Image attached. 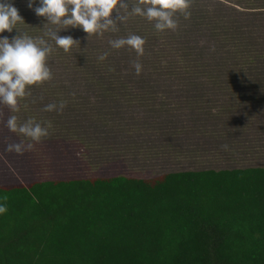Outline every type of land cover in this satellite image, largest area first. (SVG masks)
<instances>
[{
	"label": "rangeland",
	"instance_id": "374dc122",
	"mask_svg": "<svg viewBox=\"0 0 264 264\" xmlns=\"http://www.w3.org/2000/svg\"><path fill=\"white\" fill-rule=\"evenodd\" d=\"M10 2L24 19L21 33L43 37L53 27L28 0ZM190 11L188 20L178 14L174 32L130 16L103 37L60 31L80 41L69 53L49 41L53 79L32 86L18 112L0 104V184L264 166V0H193ZM130 34L146 41L139 58L108 43ZM105 51L107 59L98 61ZM137 59L140 75L132 67ZM61 100L62 113L43 111ZM11 115L18 123L50 124L49 135L31 152L5 151L9 143L31 142L5 126Z\"/></svg>",
	"mask_w": 264,
	"mask_h": 264
},
{
	"label": "trees",
	"instance_id": "16d2710c",
	"mask_svg": "<svg viewBox=\"0 0 264 264\" xmlns=\"http://www.w3.org/2000/svg\"><path fill=\"white\" fill-rule=\"evenodd\" d=\"M4 197L0 264H264V166L6 183Z\"/></svg>",
	"mask_w": 264,
	"mask_h": 264
},
{
	"label": "clouds",
	"instance_id": "9594fccd",
	"mask_svg": "<svg viewBox=\"0 0 264 264\" xmlns=\"http://www.w3.org/2000/svg\"><path fill=\"white\" fill-rule=\"evenodd\" d=\"M36 0H28L27 7L32 9L37 17H43L49 27L43 37H32L21 33L17 25L25 24L18 9L10 0H0V33H11L14 29L17 35L9 39L0 36V104L7 106L12 112H18L20 101L31 95L32 86H40L53 79V73L48 65V58L55 46L69 53L74 47L80 48L79 39L71 35L60 36L58 33L69 28H81L89 36L103 37L105 32L119 31L118 25L126 22L130 16H140L149 22H154V28L159 32L166 30L176 31L179 16L184 20L191 17L193 0H39V6L33 8ZM129 6H131L129 10ZM116 13L113 18V13ZM44 37H47L45 39ZM112 49L129 47L135 51L137 57L145 53V39L139 35L130 34L127 37L108 41ZM109 52L105 51L97 56L103 62ZM135 74L140 75L142 64L139 59L132 62ZM73 95H75L73 93ZM67 101L49 103L44 108L45 112L62 113ZM5 126L14 133L22 134L31 142L23 141L9 143L5 151L16 154L31 152L34 143H40L49 135L48 127L28 119L18 123L16 115L7 119ZM224 150L227 145H222ZM4 204H0V214L7 212V197Z\"/></svg>",
	"mask_w": 264,
	"mask_h": 264
}]
</instances>
